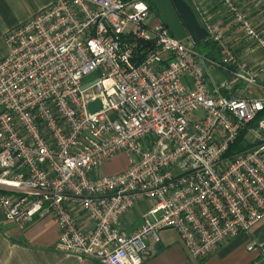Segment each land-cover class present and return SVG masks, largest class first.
I'll use <instances>...</instances> for the list:
<instances>
[{
    "label": "built area",
    "instance_id": "built-area-1",
    "mask_svg": "<svg viewBox=\"0 0 264 264\" xmlns=\"http://www.w3.org/2000/svg\"><path fill=\"white\" fill-rule=\"evenodd\" d=\"M190 1L204 19L198 0ZM217 1L254 37L232 0ZM204 21L207 40L236 66V78L254 84L256 73ZM5 43L6 221L23 230L51 218L59 250L101 264H142L162 228L175 230L189 257L201 261L264 219V139L253 140L264 135V115L250 127L264 99L214 94L205 55L176 39L147 0H52L8 30ZM245 130L253 146L228 156ZM120 153L122 172L97 175ZM145 200L153 205L144 224L123 234L121 218ZM80 214L90 231L78 227Z\"/></svg>",
    "mask_w": 264,
    "mask_h": 264
},
{
    "label": "crops",
    "instance_id": "crops-1",
    "mask_svg": "<svg viewBox=\"0 0 264 264\" xmlns=\"http://www.w3.org/2000/svg\"><path fill=\"white\" fill-rule=\"evenodd\" d=\"M52 0H0V60L8 53L5 36L8 30L26 23L33 15L48 6ZM198 19L201 27L205 21L216 28L234 60L243 63L256 73L254 84L247 86L236 78V66L228 63L226 55L216 44L204 40L206 57L205 76L209 89L225 97H250L264 99V0H232L246 17L254 37H250L235 18L217 0H198L202 16L195 11L190 0H184ZM187 43L190 41L186 40ZM261 70V71H258ZM127 166L126 156L117 154L96 170L99 176L114 175ZM0 192L4 190L0 188ZM1 193V194H3ZM0 194V195H1ZM153 202L142 201L129 210L120 220L121 232L131 235L144 224L145 216ZM78 227L90 231L93 227L84 215L77 218ZM159 241H148L142 264H264V219L249 231L223 242L207 258L191 259L184 249L177 232L170 228L158 231ZM58 228L51 218L35 220L23 230L4 219L0 211V264H101L90 257L63 252L57 248ZM253 245L252 250L248 246Z\"/></svg>",
    "mask_w": 264,
    "mask_h": 264
},
{
    "label": "water",
    "instance_id": "water-1",
    "mask_svg": "<svg viewBox=\"0 0 264 264\" xmlns=\"http://www.w3.org/2000/svg\"><path fill=\"white\" fill-rule=\"evenodd\" d=\"M163 18L171 34L178 40L198 44L208 38L205 28L184 0H147Z\"/></svg>",
    "mask_w": 264,
    "mask_h": 264
},
{
    "label": "trees",
    "instance_id": "trees-1",
    "mask_svg": "<svg viewBox=\"0 0 264 264\" xmlns=\"http://www.w3.org/2000/svg\"><path fill=\"white\" fill-rule=\"evenodd\" d=\"M206 43H209V40H206L205 41ZM264 115V113H258L257 116H256V119L254 121H252L250 123V127L251 128H255L256 126V123L258 121V119ZM249 134V136H248ZM252 140V136L251 134L248 132V131H241L236 139V141L234 142V144H232L227 152V155H233L237 152H240V151H243V150H246V149H249L250 147L253 146V143L251 142ZM3 193V192H0V194Z\"/></svg>",
    "mask_w": 264,
    "mask_h": 264
},
{
    "label": "rangeland",
    "instance_id": "rangeland-1",
    "mask_svg": "<svg viewBox=\"0 0 264 264\" xmlns=\"http://www.w3.org/2000/svg\"><path fill=\"white\" fill-rule=\"evenodd\" d=\"M196 49H198V51H200L202 54H203V52H202V50H204L203 48H202V46L200 45V44H197L196 45ZM93 76V75H92ZM91 76V77H92ZM89 79V78H88ZM89 84H91V83H89ZM86 86H88V85H86ZM85 86V87H86ZM91 94H92V91H87L86 92V98H89L90 96H91ZM248 136H249V134H248ZM250 137V136H249ZM255 138H260V139H264V135H258V137H254L253 138V140H256Z\"/></svg>",
    "mask_w": 264,
    "mask_h": 264
}]
</instances>
